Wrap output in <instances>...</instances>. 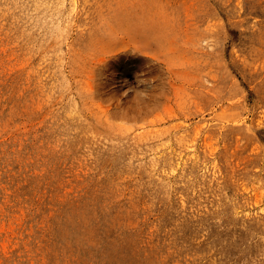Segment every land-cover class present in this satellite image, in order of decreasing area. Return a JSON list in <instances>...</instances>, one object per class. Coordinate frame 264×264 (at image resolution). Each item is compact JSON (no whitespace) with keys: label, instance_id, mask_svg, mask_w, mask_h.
<instances>
[{"label":"rangeland","instance_id":"obj_1","mask_svg":"<svg viewBox=\"0 0 264 264\" xmlns=\"http://www.w3.org/2000/svg\"><path fill=\"white\" fill-rule=\"evenodd\" d=\"M0 264H264V0H1Z\"/></svg>","mask_w":264,"mask_h":264},{"label":"bare ground","instance_id":"obj_2","mask_svg":"<svg viewBox=\"0 0 264 264\" xmlns=\"http://www.w3.org/2000/svg\"><path fill=\"white\" fill-rule=\"evenodd\" d=\"M1 1V0H0ZM6 3V2H5ZM23 6V5H22ZM4 12V11H3ZM28 13V12H27ZM42 15H44V14H42ZM33 16V15H32ZM53 16V15H52ZM13 17H15V16H13ZM19 17V16H18ZM45 18V17H44ZM49 18V17H48ZM34 20V19H33ZM21 21H23L22 19H21ZM15 22V21H14ZM22 23V22H21ZM25 23V22H24ZM28 23V22H27ZM75 113V112H74Z\"/></svg>","mask_w":264,"mask_h":264}]
</instances>
